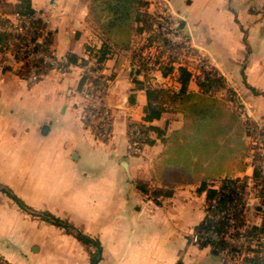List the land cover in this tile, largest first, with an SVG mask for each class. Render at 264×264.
Segmentation results:
<instances>
[{
  "label": "crops",
  "instance_id": "0c3cea01",
  "mask_svg": "<svg viewBox=\"0 0 264 264\" xmlns=\"http://www.w3.org/2000/svg\"><path fill=\"white\" fill-rule=\"evenodd\" d=\"M30 1L37 16L48 20V49L57 58L73 53L88 59L89 50L102 46L92 0ZM146 2L148 12H164L176 22L195 53L225 78L235 92L228 105L240 108V118L264 128V0ZM143 37L135 34L129 49H113L102 64L101 73L110 77L107 139L84 122L80 64L62 72L47 70L29 84L18 63L0 61V188H9L32 210L50 212L97 239V264H219L208 246L190 239L205 213V193L198 188L206 170L196 165L190 149L188 163L176 161L185 154L181 147L188 123L179 101L157 95L152 102L165 109L146 124L162 134L149 131L152 144L138 153L129 149L128 123H144L148 90L169 94L181 86L176 74L159 71L141 86L133 82L131 53ZM186 92L199 94L194 79ZM243 162L242 168L232 164L213 180L251 176L249 157ZM0 258L10 264H90L85 244L22 209L1 190Z\"/></svg>",
  "mask_w": 264,
  "mask_h": 264
},
{
  "label": "trees",
  "instance_id": "16d2710c",
  "mask_svg": "<svg viewBox=\"0 0 264 264\" xmlns=\"http://www.w3.org/2000/svg\"><path fill=\"white\" fill-rule=\"evenodd\" d=\"M146 0H92L90 12L98 22V28L103 36L104 42L102 46L90 52V58H80L73 53L66 54V63L80 64L82 67L91 70L94 75H88L83 71L79 82V90L83 91L84 84L89 82L91 90L103 88L107 85L109 76L101 73L102 64L113 49H129L133 36L135 34L146 35V45L154 46L158 49L154 60L141 56L139 50L138 64H131L132 79L137 86H141L145 81L137 79V75L148 77L153 66H157L162 76L177 73L176 80L181 85L178 92H162L160 90H148V103L144 108V123L129 122L127 128L128 144L136 143L140 148L144 144H152L153 140L149 136V131H154L158 135L162 134V130L158 127L146 124L154 119H158L164 111V106L160 103H153L154 99L161 94L168 96L172 101H179L181 110L188 120L184 138H191L194 135H201L202 154L195 148H199V141L196 144H188L186 141L181 147L185 148V154L176 156V161L188 163L186 155L187 150H191L197 156L196 165L201 164L206 170V176L202 179L199 192L205 193L204 217L194 228L195 231H214L217 233L216 240L206 238L199 243L200 247L208 246L211 254L214 255L219 262V253L221 249L228 248L230 251H236L242 248L240 245L230 244L225 240L224 234L229 226V219L233 220L235 227L240 231L235 234L244 235L246 237L264 238V128L256 122L249 119L240 118V108L230 107L235 99V92L228 87L225 78L217 71L214 66L208 64L202 57L195 54V50L183 42L177 43L171 41L167 36V26L162 29L164 22L169 20L165 17L163 21L158 19L156 15L147 11ZM0 10L9 12H19L27 16H33V25H43L41 18L37 16L36 11L31 6L30 0H15L14 3L7 0H0ZM171 22V21H170ZM180 29V27L178 26ZM181 30V29H180ZM9 35L0 32V41H5ZM50 32L41 43L37 46L48 49L50 43ZM191 52L199 60L195 65L197 74L189 69V65L182 63V56ZM5 59L1 55L0 61ZM168 62V65L163 63ZM188 61V60H185ZM175 62L177 65L175 66ZM152 63V64H151ZM8 68V66H5ZM42 74L47 67H41ZM22 75V72H20ZM23 76V75H22ZM194 79L199 87V94L187 93V85ZM186 95V96H181ZM195 99V100H194ZM240 106V105H239ZM86 111V110H85ZM93 132L99 136L101 126L100 123H90L84 120ZM100 137V136H99ZM107 139V138H103ZM180 148V147H179ZM180 148V149H181ZM252 152L250 163L252 166L251 176L244 175L242 177L224 176L213 180L216 176L228 172L232 164H236L239 168L244 166L243 158ZM213 180V181H211ZM216 183V187H214ZM256 188V197L260 203L256 206V210L261 213V224L248 225L245 222L244 214L247 209V194L249 188ZM143 191L145 189L141 188ZM1 191L9 195L22 209L30 211L32 215H37L42 219L64 229L66 233L73 235L77 240L88 247L92 248L90 252V264H97L101 257L100 242L83 233L80 229L69 223L67 220L61 219L47 211H35L26 206L12 191L2 186ZM222 211L230 214L220 216ZM219 216L218 218H216ZM247 255L244 257L243 264H264V242L257 247L251 248L250 245L243 247ZM216 251V253L213 252Z\"/></svg>",
  "mask_w": 264,
  "mask_h": 264
},
{
  "label": "built area",
  "instance_id": "2783aa9c",
  "mask_svg": "<svg viewBox=\"0 0 264 264\" xmlns=\"http://www.w3.org/2000/svg\"><path fill=\"white\" fill-rule=\"evenodd\" d=\"M156 16L162 21L167 17L164 12ZM39 18H41L43 25H33V16H27L15 11L0 10V32L9 35L5 41H0V57L4 55L5 59L3 62L10 59L18 63L19 67H21L23 78L29 84H34L40 80L42 76L40 68L42 66L60 72L66 71L69 67L65 64L66 57L57 58L50 49L37 46V43H41L48 34V20L42 17ZM163 25L162 29L167 26L168 31L166 32V36L171 41L187 44L182 39L177 23L167 20ZM83 71L88 75H94L86 66L83 67ZM89 85L90 83L86 82L81 92L85 103L84 109L86 110H84L83 119L90 123H100L101 130L99 136L107 138L112 126V112L110 107L105 103L107 85L94 90H91ZM129 149L132 153L139 152V147L136 143L129 144ZM226 213V211H222L220 216ZM229 223L223 238L230 244L240 245L242 248L236 251H230L228 248L221 249L219 264H241L242 258L247 255L243 247L250 245L251 248H255L264 242V238L246 237L241 234L237 236L235 232L240 231V229L234 226L232 219H229ZM206 238L213 241L218 238V235L214 231L203 230L193 231L190 235L191 241L195 244L201 243Z\"/></svg>",
  "mask_w": 264,
  "mask_h": 264
},
{
  "label": "rangeland",
  "instance_id": "374dc122",
  "mask_svg": "<svg viewBox=\"0 0 264 264\" xmlns=\"http://www.w3.org/2000/svg\"><path fill=\"white\" fill-rule=\"evenodd\" d=\"M152 14L153 15H156L155 13H152ZM170 21L172 22V20H170ZM172 23H176V22H172ZM180 33H181V36H182L183 41H186V37L182 33L181 30H180ZM145 39H146V35L144 34V37L141 40V42H139L136 45H134V49L132 50V53H131V61H132V63L135 64V66L138 64V61H137L138 56H137V54L139 53V50L142 49L141 50L142 51L141 52V56L144 57V58H149V60H152V59L154 60L156 54L158 53V49H156L154 47L155 45L154 46H151V47L145 46L146 45V40ZM195 54H193V52H191L190 54L184 55L181 58H182V63L188 64L190 66V69H192V71L194 72V74H197L198 71H197L195 65L197 64V62L199 60L196 57H194ZM188 57L191 58V60L193 62H195V63L191 62L188 59ZM194 59H196V60H194ZM185 60H188V61H185ZM163 63L166 64V65H168V62H166V60H163ZM198 63H200V62H198ZM174 65L176 66L177 63L175 62ZM158 71L159 70H158L157 66L156 65L153 66L152 67V70H150V73L148 74L149 76L147 78H144L143 77L144 81H147V79L150 78L151 75L154 72L156 73ZM174 74H176V76H177V73L176 72H174L173 74H169V76L173 77ZM201 138H202V136L201 135H198V134L197 135H194L191 138H185V145H186V141H187L188 144L191 143L193 145L196 144L199 141L200 146H199V148H195V149H197L199 151V154H202V143H201L202 141H201ZM260 139L262 140V139H264V137H262ZM263 150H264V148L261 149V151H263ZM251 156H252V152H250V154H249V159L251 158ZM247 192H248V194H247L248 197L247 198L251 199L252 202H250L248 200L249 202H248V205H247L246 212L244 214L245 222L248 225H253V224H257V225L259 224L260 225L261 224V213L256 210V206L260 203V200H259V198L256 197V192H257L256 191V188H253L252 185H251V187L249 188V191H247ZM86 247H87V249L89 251V254H90V252L92 251V248L91 247H88V246H86ZM210 254H211V252H210ZM243 259L244 258H242V263L241 264H243V262H244ZM0 264H10V263H8L7 261H5V260H3V259L0 258Z\"/></svg>",
  "mask_w": 264,
  "mask_h": 264
},
{
  "label": "water",
  "instance_id": "95a60500",
  "mask_svg": "<svg viewBox=\"0 0 264 264\" xmlns=\"http://www.w3.org/2000/svg\"><path fill=\"white\" fill-rule=\"evenodd\" d=\"M213 252H214V253H216V251H215V250H213Z\"/></svg>",
  "mask_w": 264,
  "mask_h": 264
}]
</instances>
